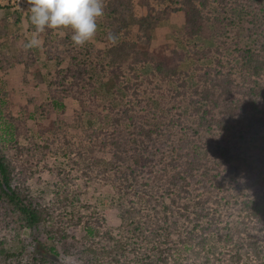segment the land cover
<instances>
[{"label":"trees","instance_id":"16d2710c","mask_svg":"<svg viewBox=\"0 0 264 264\" xmlns=\"http://www.w3.org/2000/svg\"><path fill=\"white\" fill-rule=\"evenodd\" d=\"M104 5L83 47L51 29L41 56L19 38L0 47V72L24 65L52 125L28 137L0 75V264H264V0ZM160 29L169 54L153 49ZM49 153L53 176L34 189L32 159Z\"/></svg>","mask_w":264,"mask_h":264},{"label":"rangeland","instance_id":"374dc122","mask_svg":"<svg viewBox=\"0 0 264 264\" xmlns=\"http://www.w3.org/2000/svg\"><path fill=\"white\" fill-rule=\"evenodd\" d=\"M29 8L30 5L28 4V0H0V47L4 49V47L7 45L12 46L13 40H16L17 38L25 42H28L31 39L33 32L30 30V25L28 22V19L31 15L28 12ZM20 18L21 22H19ZM176 21L177 20L175 18L172 20L174 23ZM169 32L170 31L167 29H160L158 31V38L153 43L154 50L160 51L162 48H165L169 54L171 51V46L169 43V40L171 39L167 35ZM173 37L176 40L179 50L186 48V45L182 42L181 34L173 33ZM39 39L41 40V45L37 48H33V50L36 51L39 56H41L44 47V38L43 36L39 35ZM62 63H64V65L68 64L67 60H64ZM60 67L62 66L54 63L53 66L50 65L49 69H51L53 73L57 68L59 69ZM24 73V65H13L9 72L6 74L0 72V75L4 76L7 83V89L10 94L12 111L14 115L25 123L24 126L27 127L25 131L27 132L28 137L31 138L32 135L33 138L31 139H35L36 143L40 144L38 142L48 138L47 134L43 137L41 134L43 131L46 132V130L52 128V125L50 124L51 121H46L40 119L39 117H35L37 114L34 113L33 109H37L40 102H42L41 99L44 98V94L40 88H35L34 85L24 82ZM33 81L34 80H30V83ZM30 98L33 99V102L35 101V106L29 103ZM25 107L28 109L25 110ZM77 107L78 105L72 101L68 102V108L66 112L67 115L65 116L67 121H71L73 119V116L75 115L74 111L77 110ZM64 121L59 120L58 118V126L64 128ZM27 141L29 142V138ZM32 160V165L37 171V175L33 179V184H36L34 185V189L35 187L42 188L50 181V177L53 176L52 171L57 164V157L49 153L46 156L37 155ZM92 190L95 194L91 193V195L88 196V202L91 203V205L99 206L96 203V197L105 196L106 191L99 190L98 188H92ZM108 202L109 203H107V206L105 207V214L107 216L108 223L112 227H118L120 223L118 210L116 207L112 206L110 200ZM91 214L95 215V212H91ZM40 235L41 232L35 231L31 238L35 240ZM37 252L40 253L41 250L37 249ZM47 255L52 256L49 253H47ZM66 256L70 255L63 254L58 258V261L62 264L63 258Z\"/></svg>","mask_w":264,"mask_h":264},{"label":"clouds","instance_id":"9594fccd","mask_svg":"<svg viewBox=\"0 0 264 264\" xmlns=\"http://www.w3.org/2000/svg\"><path fill=\"white\" fill-rule=\"evenodd\" d=\"M28 4L35 31L24 44L25 50L39 47V34L46 29L70 30L74 45L83 47L96 36L98 21L105 15L104 0H28ZM116 39L115 35L108 36L113 43ZM62 264H77V261L73 256H66Z\"/></svg>","mask_w":264,"mask_h":264}]
</instances>
